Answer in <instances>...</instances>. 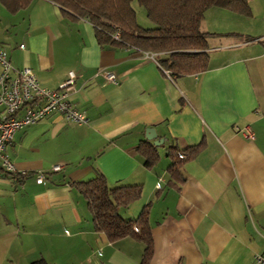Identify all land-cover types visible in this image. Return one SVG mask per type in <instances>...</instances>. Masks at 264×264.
Listing matches in <instances>:
<instances>
[{
	"label": "crops",
	"instance_id": "obj_1",
	"mask_svg": "<svg viewBox=\"0 0 264 264\" xmlns=\"http://www.w3.org/2000/svg\"><path fill=\"white\" fill-rule=\"evenodd\" d=\"M248 3V15L204 12L206 66L180 74L158 54L99 44L86 17L50 0L15 12L0 3V47L13 66L48 88L73 70L69 98L89 118L76 125L51 112L14 133L6 152L28 174L0 165V264H139L144 243L97 231L74 185L99 174L109 186L140 185L118 213L134 221L146 212L147 264H253L264 253V0ZM102 68L119 83L95 78ZM196 146L171 176L176 150ZM147 150L156 155L148 165Z\"/></svg>",
	"mask_w": 264,
	"mask_h": 264
},
{
	"label": "trees",
	"instance_id": "obj_2",
	"mask_svg": "<svg viewBox=\"0 0 264 264\" xmlns=\"http://www.w3.org/2000/svg\"><path fill=\"white\" fill-rule=\"evenodd\" d=\"M30 1L0 0V3L15 12ZM50 1L71 14L86 17L95 29L99 44L118 43L156 52L159 63L177 74L200 71L206 66L208 45L200 26L208 8L222 7L242 15H248L250 11L248 0H137L153 23L152 28H144L136 22L132 0ZM116 28L120 33L119 41L111 36ZM197 150L198 146L193 147L185 155L176 150L175 160L168 169L171 176L177 177L179 165L194 156ZM145 154V163L151 164L155 153L147 150ZM181 154L183 158H180ZM74 185L87 200L95 229L103 232L110 241L132 236L143 242L145 247L139 264H147L152 253V240L146 212H141L134 221L122 219L118 213L119 207L127 206L139 197L140 185L109 186L101 174Z\"/></svg>",
	"mask_w": 264,
	"mask_h": 264
},
{
	"label": "built area",
	"instance_id": "obj_3",
	"mask_svg": "<svg viewBox=\"0 0 264 264\" xmlns=\"http://www.w3.org/2000/svg\"><path fill=\"white\" fill-rule=\"evenodd\" d=\"M111 36L119 41V29L116 28ZM19 47L22 48L23 44ZM144 53L156 61V52ZM94 76L113 84L119 83L116 74L108 69H99ZM75 77V72L69 70L65 80L56 88L45 87L29 67H14L5 49L0 47V165L4 170L16 172L20 176L28 174L26 170H18L6 152L14 133L24 126L36 123L51 112H57L64 120L76 125H85L89 122L88 116L78 110L69 98L74 90ZM242 131L245 136L252 138L248 126H244ZM60 168V164L52 166L54 171ZM42 180L43 175L36 174L35 181L40 183ZM253 264H264V253L254 254Z\"/></svg>",
	"mask_w": 264,
	"mask_h": 264
},
{
	"label": "rangeland",
	"instance_id": "obj_4",
	"mask_svg": "<svg viewBox=\"0 0 264 264\" xmlns=\"http://www.w3.org/2000/svg\"><path fill=\"white\" fill-rule=\"evenodd\" d=\"M131 5L135 11L137 24L144 28H152L153 23L147 18L145 9L138 4L137 0H132Z\"/></svg>",
	"mask_w": 264,
	"mask_h": 264
},
{
	"label": "water",
	"instance_id": "obj_5",
	"mask_svg": "<svg viewBox=\"0 0 264 264\" xmlns=\"http://www.w3.org/2000/svg\"><path fill=\"white\" fill-rule=\"evenodd\" d=\"M145 137L148 140L154 139L153 140L154 144H157L158 143L157 141H160V139L155 138L156 132H155L154 128H152V127L145 128Z\"/></svg>",
	"mask_w": 264,
	"mask_h": 264
}]
</instances>
